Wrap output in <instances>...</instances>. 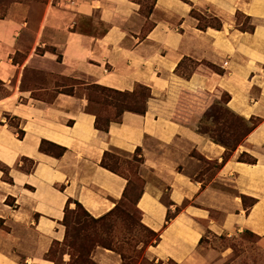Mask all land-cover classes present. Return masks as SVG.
Listing matches in <instances>:
<instances>
[{
  "label": "crops",
  "instance_id": "1",
  "mask_svg": "<svg viewBox=\"0 0 264 264\" xmlns=\"http://www.w3.org/2000/svg\"><path fill=\"white\" fill-rule=\"evenodd\" d=\"M192 10L220 28L199 30ZM84 19L103 30L82 31ZM24 25L0 20V163L11 179L3 181L0 171V264H54L46 255L64 239L67 205L77 202L98 218L124 200L127 180L101 166L111 151L130 157L139 150L141 169L152 177L140 172L145 182L135 207L157 238L147 248L153 260L207 264L201 251L211 253V238L221 236L250 234L264 246V0H155L148 16L132 0H56L32 45L42 51L32 54L31 47L14 63ZM60 28L62 36L45 31ZM186 60L191 74L180 72ZM30 68L77 80L75 91L97 84L130 92L142 85L151 97L143 115L124 112L102 132L84 95L33 97L54 91L23 88ZM224 93L229 111L259 123L222 164L225 147L201 127ZM42 140L64 154L41 153ZM25 159L33 162L30 172ZM202 161L212 169L204 171ZM96 257L121 264L110 251Z\"/></svg>",
  "mask_w": 264,
  "mask_h": 264
},
{
  "label": "rangeland",
  "instance_id": "2",
  "mask_svg": "<svg viewBox=\"0 0 264 264\" xmlns=\"http://www.w3.org/2000/svg\"><path fill=\"white\" fill-rule=\"evenodd\" d=\"M135 1L140 3L141 12L144 16L154 2V0ZM50 4L55 5L56 0H0V19H16L17 21L25 23V34L19 42L21 53H17L12 58L14 63H20L25 54L31 49L36 32ZM242 21L245 23L247 22L243 17L237 16V22L240 23ZM82 23V31L93 33L94 29L97 32L103 30L102 26H94L86 19H84ZM207 23L211 25L216 24L215 21L210 19L201 20V25ZM61 28L46 29L45 31L52 36H62L64 31H62ZM47 39L50 41L53 40L48 37ZM41 51L42 49L39 48L35 50L33 46L31 53L39 54ZM193 67V64L186 60L180 64L179 69L180 72L184 71L185 74H188ZM55 78L48 77L44 73L30 68L24 72L23 87L25 89L52 87ZM63 83L65 85L71 84V82L67 81H63ZM0 92L1 94L4 92V88L1 85ZM140 92L146 95V92L138 90L135 99L142 102L143 98L139 95ZM85 93H87V91H83L81 88L77 89L76 92L77 96L84 95ZM88 93L93 100L89 109L96 113L102 120L107 118L112 119L118 113L113 107L115 102L113 94L107 93L106 95H101L94 89L88 91ZM35 95L42 100H49L53 96L51 92H40L35 93ZM224 99L225 96L222 95L221 100L223 101ZM128 101L131 100L129 99ZM211 115L214 116V119L213 117H209ZM207 116L209 117L207 123L201 127L202 131L209 132L207 136L213 135L219 142L224 143L231 149L243 142L240 138L244 135L250 123H248L247 126L243 125L239 118L224 110L223 105H221V107L214 106L213 109H210L207 113ZM9 122L13 126L18 125L17 121L12 119H10ZM139 158V153H134L129 157L127 154L111 151V156L106 160L107 163L117 168L118 172L129 179L130 185L127 191V197L122 200V202L116 206L115 211L102 222H93L84 211L77 209L75 205L69 206V209L72 210V212L67 215L68 232L70 235L73 234V231L78 233L79 243H88V241L91 242L93 239H99L105 240L111 245V250H107L98 243H88V245L91 244L89 246L91 249V259L97 264L102 263L97 260L96 256L105 251L113 253L117 259L121 260V264H160V262L153 260L147 254V248L153 245L157 238L155 234L150 232L141 223L140 213L134 203L139 192L143 189L145 182L144 179L141 178L140 172L142 175L144 174L148 176L149 179H152L145 170L141 169V162L139 163L137 161ZM206 164L205 161L201 162L204 171L212 169L213 165L207 167ZM22 167L25 171H31L33 169V164L29 161H22ZM162 201L167 202V193L163 195ZM10 205L12 204L10 203ZM92 218L97 219L94 217ZM104 223L111 227L110 230H107L109 232L106 231V226L103 227ZM64 229L66 231L65 227ZM209 243L211 248L213 247V251L211 253L201 251L204 257L203 259L207 261V264H264V246L260 245L257 239L250 234H243L232 238H224L223 236L214 237L211 238V242ZM48 255L55 261V264H68L70 260L62 242L54 244Z\"/></svg>",
  "mask_w": 264,
  "mask_h": 264
},
{
  "label": "trees",
  "instance_id": "3",
  "mask_svg": "<svg viewBox=\"0 0 264 264\" xmlns=\"http://www.w3.org/2000/svg\"><path fill=\"white\" fill-rule=\"evenodd\" d=\"M132 1H135V0H132ZM135 2H137V1H135ZM154 2H155V0H154ZM137 3L140 4L139 2H137ZM152 7H153V4L151 5V8L147 11V14L145 16L149 15V13L152 10ZM191 14L198 21L197 27H198L199 30H205L207 27H212V28H215V29H219L220 28V23L217 20H213L212 19L213 21L216 22L215 25H211V24H208V23L205 24V25H201V20H205L206 18L201 16L200 14L195 12L194 10L191 11ZM0 20H2V19H0ZM247 28H248L249 31L253 30L252 27H247ZM58 62H60V56L58 57ZM179 67H180V65H179ZM207 67H209L210 69H212L213 71H215L217 73L220 72L213 65L207 64ZM26 70L27 69H25V71ZM191 72L192 71H190L189 74H191ZM48 77H51V76L48 75ZM53 77H51V78H53ZM63 81L71 82V84L65 85L63 83ZM79 84L80 83H77V80H73V79H70V78H59V77H56L55 80H54V83H52V87H46V88H40V89H29V90L35 91V90H42V89H44V90L53 89L52 91H54V93L51 92L53 94V96L49 100H43V101H50L54 97L55 94H64V95H68V96H75L76 95L77 96V94H76L77 90L75 91V87H78ZM84 89L87 91V93H85L84 96H85L86 100L88 101V106H87L86 110L91 112V113H93V115L95 116L94 126H95V128L97 130L102 131V132H107V129H108V127H109V125L111 123H119L120 117H121V115L124 112H132V113H135V114L143 115L145 113V111H146L147 101L151 97L150 89L145 87V86H142V85H136L134 87V89L132 91H130V92L129 91L121 92V91H118V90H115V89H111V88H107V87H104V86H100V85H97V84L88 85ZM92 89L98 91L101 95H106L107 93H110V94L114 95L115 102L113 104V107L118 111V113L112 119H110V118L108 119L107 118L105 120H102L96 113H94L93 111H91L89 109V107H90L91 103L93 102V100H92L90 94L88 93V91H90ZM138 90L146 92V95H144L143 92L139 93V95L143 98L142 102H140L139 100L135 99V97L137 96V91ZM223 95L225 96V99L223 101L220 99V101H218L213 106H211L210 109H213L214 106L221 107V105H223L224 106V110H226L227 112H229L232 115H235L231 111H229V109L227 107H225L227 102L229 101V96L227 94H225V93ZM32 96L35 97L36 99H41L38 96H36L34 93H32ZM129 99L131 101H128ZM210 109L207 111V113L210 111ZM207 113L205 114L206 120L209 117H211V118L213 117V119H214L213 115L208 117ZM237 118H239V117H237ZM239 119L241 120L243 125L247 126L248 123H246L241 118H239ZM258 123H259L258 120L251 119L250 120V126H247V129L244 132V135L240 138V140L242 139L244 141V139L247 136V134L250 131H252L258 125ZM201 133L207 135L209 132L208 131L204 132V131L201 130ZM21 134H22V132L19 131V136H21ZM208 137L211 138V140L213 142L219 143V144H221V145H223L225 147L226 152H225V155H224V157L222 159V164H223L229 158L231 152L235 148H233V149L229 148L224 143L219 142V140H217L216 137H214L213 135L208 136ZM240 140H239V142H240ZM65 150L66 149L61 147V146H58L56 144H53L51 142H47V141H44V140L41 141L40 146H39V151L41 153H44V154L49 155V156H52L54 158L61 157L64 154ZM115 152H117V151H115ZM135 153H139V150H136ZM110 156H111V152H105L104 153L103 159L101 161V166L103 168H105V169L117 174V175H120V176L124 177L127 180V187H126V189H125V191L123 193V198L125 199L127 197L126 195H127V191H128L129 185H130V181L122 173L118 172L117 168L112 167L109 163H107L106 160ZM247 158L245 159L244 155H241V159H243L245 162H247L249 164H253L255 162V160H253V159H251L249 157H247ZM140 159L141 158H139V160H137V161L139 163L141 162V164H142V160H140ZM24 161L32 162L31 160H27V159H25ZM32 164H33V162H32ZM0 171L3 174V176H2L3 177V181L11 183V179L9 178L7 167H5L1 163H0ZM26 172H30V171L26 170ZM141 194H142V190L139 192V195L136 197V200L134 202L135 204L137 203V201L141 197ZM74 205H75V207L77 209H81L82 211H84V213H86V215L88 217H90L93 222H96V223L102 222L107 216L112 214L115 211V209H116V207H115L114 209H112L111 211L106 213L105 215H103L101 217H98L97 219H93L87 212H85V210L81 207V205L79 203L74 202ZM71 212H72V210L69 209V206L67 205L65 210H64V218H63V222H62V225L66 228L64 239L62 241V245L66 248V252H67V254L70 257V260H69L68 264H97L91 259V256H90L91 249L89 248V246L91 244L88 245V243H98L101 247H103V248H105L107 250H111V245L109 243H107L105 240L103 241V240H99V239L98 240L97 239H95V240L93 239V240H91V242L88 241V243L87 242L86 243L85 242L79 243L78 242V237H79L78 233L73 231V234L70 235V233L68 232L69 226H68V222H67V215H68V213H71ZM171 218H172V214H170V212H168L167 213V217H166V222H169ZM104 226L107 227L106 231L110 230V228H111L110 226L106 225L105 223H104L103 227ZM0 227H1V225H0ZM107 232H109V231H107ZM59 243H61V242H55L54 244H59ZM48 254H50V251L46 255L47 259H49L51 262H53L55 264V261L52 258H50Z\"/></svg>",
  "mask_w": 264,
  "mask_h": 264
}]
</instances>
